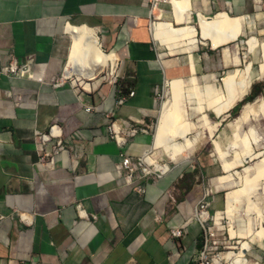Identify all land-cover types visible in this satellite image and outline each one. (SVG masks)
Wrapping results in <instances>:
<instances>
[{"label": "crops", "instance_id": "obj_1", "mask_svg": "<svg viewBox=\"0 0 264 264\" xmlns=\"http://www.w3.org/2000/svg\"><path fill=\"white\" fill-rule=\"evenodd\" d=\"M190 3L192 16L179 22L172 3L152 11L150 0H0V264H197L201 225L193 219L205 173L183 161L164 177L142 181L141 192L116 164L120 154L150 150L153 136L140 132L121 145L109 128L115 119L151 125L159 90L211 63L194 57L199 42L197 49L184 43L187 49L171 53L155 38L153 12L175 26L196 27L199 13L264 18V0ZM71 25L97 29L102 48L117 53L119 78L112 87L87 92L54 84L62 71L67 78ZM255 27L248 25L245 34ZM197 29L208 56L231 42L241 46L245 36L216 47L203 36L199 18ZM13 58L30 61L24 76L2 71ZM234 63L224 51L221 66ZM258 95L264 96V79L244 98ZM53 124L66 149L47 164L42 156L54 143L43 144L36 133ZM174 228L183 235L174 237Z\"/></svg>", "mask_w": 264, "mask_h": 264}, {"label": "rangeland", "instance_id": "obj_2", "mask_svg": "<svg viewBox=\"0 0 264 264\" xmlns=\"http://www.w3.org/2000/svg\"><path fill=\"white\" fill-rule=\"evenodd\" d=\"M157 3L164 4L165 1H157ZM158 8L156 7L155 9ZM153 19L155 21L156 19L164 20L161 16L160 18ZM248 23V25L254 24L258 29L255 27L256 29L253 28L248 34H245L246 31L241 33L245 34V36L240 38L241 46L231 42L222 48L212 50L209 56L207 54L202 55L201 53L202 39L199 32L197 35L199 47H197L198 49L196 48L197 50L193 54L196 58L205 56L206 60L210 59L211 63L209 67L211 69L206 65L204 71L199 74L186 75L183 79L188 81L190 85L193 83L194 86L198 87L199 85L198 88L201 90H203L206 84L212 83L213 88L219 96L220 104H223L229 97V88L225 85L223 78L230 71L239 69L240 71L237 70V78L240 80L244 79L247 76L246 66L252 62L250 64L253 66L254 75L248 92L250 93L252 85L255 86L261 82L264 76H260L258 72L263 56L262 51L259 48L256 53L252 52L255 55L253 56L250 53L248 41L253 36L257 37L261 43L264 41V31L261 32L262 34H259V30L264 29V18L255 21L252 18L251 20L249 19ZM193 24L198 28V17L196 15H194ZM68 35L70 36V34ZM226 48H229L231 55H228V49L226 50ZM230 48L235 49L231 50ZM224 51L229 59L231 57L232 63H234L236 51L242 61L239 65L234 63L235 67L233 65L221 66ZM107 53L114 52L108 51ZM62 74L64 75L63 71L60 74V81L66 84L72 83L76 88L87 92H94L95 89H101L105 86L112 87L118 81V79L116 82L113 81L115 73L112 75L111 69H108L106 66L98 71L94 79L78 77L76 74L64 78ZM65 75L67 76L66 73ZM170 81L159 90L158 111L151 124L152 130L149 132L153 136V144L160 123L163 105L172 99ZM87 83H89V87L91 88L85 87ZM184 97L183 108L186 109H184V120L190 124V137L193 138L196 133L200 135L193 143L194 149L191 153L188 150L184 155L179 154L174 159L171 158L168 150L163 147L157 148L151 146L147 153L151 154L152 158L160 164L169 165L172 170L188 157L186 161H189L190 171L201 169L205 173L204 193L199 199L201 200L206 192L205 201L203 202L204 206L203 208H199L198 206V213L195 211L193 222L196 221L195 224L198 223L199 225L211 227L214 235L208 241L204 260H198V262L195 259V262L197 264H233L234 260L242 255V259L246 260L247 264H264V176L256 180L257 185L251 191L246 193L239 192V190L246 187L245 184H247L248 180L256 178L259 171L264 169V111H261V109L260 111H252L244 121L240 122V124L236 123V120L242 117L248 108L246 106L250 104H257L256 106H258L260 102L264 101V96L258 95L253 100L244 102L241 108L232 115L233 108L244 99L243 97L234 107L223 111L220 116H217L214 112V106L208 105L207 101L202 102L204 108L199 111L197 109L199 105V101L196 100L197 98L191 97L189 100L188 97ZM189 102L190 109L188 106ZM192 108L194 110H191ZM250 131L255 136L261 138L259 143L251 146L253 152L260 153L258 157L252 159L246 158L247 147L242 140ZM178 140L182 144L183 142L185 143L184 138H179ZM146 168L150 170L154 169L155 166H147ZM168 174L170 173L163 174L162 177ZM149 178L159 179L158 175L153 173L141 179L138 178V184L142 185V181ZM137 181L134 183L137 184ZM170 193L172 194V192ZM258 233H261L260 235L262 236L255 239ZM201 243L203 245V239ZM245 244L251 246L249 251L244 250ZM229 252H234L231 259L225 257Z\"/></svg>", "mask_w": 264, "mask_h": 264}, {"label": "bare ground", "instance_id": "obj_3", "mask_svg": "<svg viewBox=\"0 0 264 264\" xmlns=\"http://www.w3.org/2000/svg\"><path fill=\"white\" fill-rule=\"evenodd\" d=\"M170 1L174 5L175 14L177 15L179 22L184 21L187 18V15L192 16L193 11L190 0ZM198 18L203 36L210 38L216 47L229 40L237 39L241 33L246 31L249 24L248 16L234 17L228 15L226 12L217 13L212 17H207L202 13H199ZM153 24L155 38L158 39L162 44H165L171 53H174L178 50L184 51L187 49L186 47H183L186 43H190V49H194L198 45V29L195 26H175L170 21L159 19L153 21ZM251 26L254 25L251 24ZM69 31L73 34L74 46L70 60L68 62L66 77L76 74L78 77L94 79L96 78L98 71L103 67L106 66L108 69H111V64L113 67L116 65L118 59L117 53H107L102 49L97 29L87 25H71L69 26ZM248 43L250 45L251 52L256 53L259 48L262 51L263 56L258 72L259 75L263 77L264 41L261 43L258 41L257 37L253 36L248 41ZM246 70L247 76L244 79L240 80L237 78V70L230 71L227 73L226 77L223 78L225 85L229 88V97L225 100V102H223V104H220L221 102H219V96L213 88L212 83L206 84L203 87V90H201L198 88L199 85L197 87L194 86L193 83L192 86L185 79L174 78L171 80L170 93L172 94V99L165 102L163 105L160 123L154 138L153 147H163L164 149L168 150V153L173 159L179 154L184 155L188 150L191 153L194 149L193 143L200 135L199 133H196L193 138L190 137V124L188 121L186 122L184 120V96L188 97L189 100L191 97L197 98L196 100L199 101L197 109L199 111L204 108L202 102L207 101L208 105L214 106V112L217 114V116H220L223 111L234 107L237 102L248 93L252 84V77L254 75L253 66L249 64ZM85 87H89V83H87ZM256 105L250 104L246 106L248 108L245 110L243 116L236 120V123L240 124V122L244 121L252 111H260V109L261 111H264V101L260 102L258 106ZM188 106L190 109V102L188 103ZM191 110H194V108ZM179 138H184L185 143H180L178 140ZM242 140L247 147V152L245 153L246 158L252 159L260 155V153H255L251 150V146L260 142V137L255 136L254 133L250 131L244 136V138H242ZM187 159L188 157H186L183 161H186ZM145 160L148 164L155 166L156 169H161L162 174H166L172 170L169 165L160 164L157 160L153 159L151 154H146ZM261 176H264V169L259 171L256 178L248 180L246 182L247 184H245L246 187L242 190H239V192L246 193L251 191L254 186L257 185L256 180H259L258 178H261ZM260 234L261 233H258L255 236V239L260 238L259 236H262ZM243 248L244 250L249 251L251 246L249 244H245ZM233 253L234 252H229L225 255V257L227 259H231ZM233 264H247V262L246 260L242 259V255H240L234 260Z\"/></svg>", "mask_w": 264, "mask_h": 264}, {"label": "built area", "instance_id": "obj_4", "mask_svg": "<svg viewBox=\"0 0 264 264\" xmlns=\"http://www.w3.org/2000/svg\"><path fill=\"white\" fill-rule=\"evenodd\" d=\"M171 2L170 0H165V3ZM152 10L156 7H161L162 4H158L157 0H150ZM152 21V20H151ZM30 61L28 60L27 62H19L18 59L13 58L11 61L5 65L2 68V71L6 74H11L14 75L15 77H22L24 76L25 72L28 70V65ZM118 65L119 62L117 60L116 65L113 67L111 64V74L113 75L114 73V80L116 81L119 74H118ZM64 82H57L56 85H61ZM130 94H133L131 92ZM120 102H123L124 99H120ZM92 107H87L88 110H90ZM110 131L113 135V138L121 145H125L128 140L134 136H136L138 133L143 132V133H149L152 130L151 125H141L138 124L130 119H115L111 122L110 125ZM37 136L40 138L41 142L43 144H48L53 142L54 143V150L53 151H46L43 156H42V161L51 164L55 160V155L61 153L66 149V144L64 143L62 139V135L60 132V129L58 127V124H53L51 125L50 129L48 132H39L37 131ZM147 152H144L142 155L137 156V157H132L129 155L125 154H120V161L116 164V168L120 171L121 174H125V179L126 182L129 184H133L135 181L143 177H146L147 175H152L153 173L157 174L159 178L162 177V171L161 169H150L148 170L146 167L147 166H152L147 163L145 160ZM138 173H140L138 175ZM139 191H144L142 185H138ZM206 197V192L203 196V198L199 201L196 211L198 213V206L199 208H203V202L205 201ZM78 208L81 210L82 205L79 204ZM197 215V214H196ZM203 234V245L198 252V254L195 256L194 260H204L205 258V252L207 250V244L211 236L214 235L212 228L211 227H206L205 225H201V232L200 234ZM172 235L174 237H180L183 235V229L180 228H174L172 231ZM196 261V260H195ZM199 262V261H198Z\"/></svg>", "mask_w": 264, "mask_h": 264}, {"label": "trees", "instance_id": "obj_5", "mask_svg": "<svg viewBox=\"0 0 264 264\" xmlns=\"http://www.w3.org/2000/svg\"><path fill=\"white\" fill-rule=\"evenodd\" d=\"M253 100V99H252ZM246 101H251V99L250 98H244L242 101H240L234 108H233V111H232V115L234 114V113H236L237 112V110H239L240 108H241V106L243 105V103L244 102H246ZM200 241L202 242V239H203V234L201 233L200 234ZM199 238H198V241H199ZM200 242V247H202V243Z\"/></svg>", "mask_w": 264, "mask_h": 264}, {"label": "clouds", "instance_id": "obj_6", "mask_svg": "<svg viewBox=\"0 0 264 264\" xmlns=\"http://www.w3.org/2000/svg\"><path fill=\"white\" fill-rule=\"evenodd\" d=\"M169 3H171V2H169ZM150 4H151V3H150ZM161 6H162V5H161ZM154 9H155V8H154ZM154 9H153L152 11H154ZM158 9L162 10V7H159ZM153 18H156L154 12L152 13V19H151L152 21H151V24L153 23V21H155ZM159 18H160V17H159ZM102 49H103V48H102ZM103 50H104V51H107V50H105V49H103ZM117 60H118V59H117ZM118 70H119V69H118ZM63 77H64V76H63ZM118 77H119V76H118ZM64 78H65V77H64ZM117 79H118V78H117ZM56 82H61V81H59V80H58V81H55V83H54L55 85H56ZM114 82H115V81H114ZM63 84H64V83H63ZM61 85H62V84H61ZM132 138H133V137H132ZM199 201H200V200H199ZM199 201H198V203H199ZM198 203H197V205H198ZM196 207H197V206H196Z\"/></svg>", "mask_w": 264, "mask_h": 264}]
</instances>
